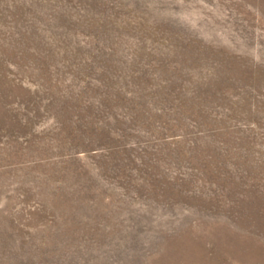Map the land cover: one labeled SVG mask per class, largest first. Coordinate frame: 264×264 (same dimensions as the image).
<instances>
[{
	"label": "rangeland",
	"instance_id": "rangeland-1",
	"mask_svg": "<svg viewBox=\"0 0 264 264\" xmlns=\"http://www.w3.org/2000/svg\"><path fill=\"white\" fill-rule=\"evenodd\" d=\"M0 264H264V0H0Z\"/></svg>",
	"mask_w": 264,
	"mask_h": 264
}]
</instances>
